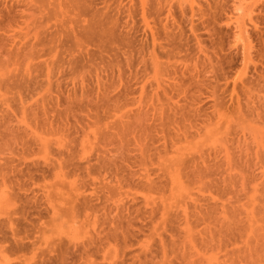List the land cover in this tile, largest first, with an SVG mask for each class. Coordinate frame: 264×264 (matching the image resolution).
<instances>
[{"label": "rangeland", "instance_id": "374dc122", "mask_svg": "<svg viewBox=\"0 0 264 264\" xmlns=\"http://www.w3.org/2000/svg\"><path fill=\"white\" fill-rule=\"evenodd\" d=\"M0 264H264V0H0Z\"/></svg>", "mask_w": 264, "mask_h": 264}]
</instances>
